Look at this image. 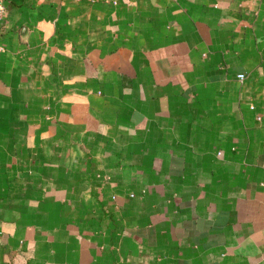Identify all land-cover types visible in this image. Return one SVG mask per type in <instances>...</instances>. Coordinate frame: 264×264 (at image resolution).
Masks as SVG:
<instances>
[{"label":"crops","instance_id":"obj_1","mask_svg":"<svg viewBox=\"0 0 264 264\" xmlns=\"http://www.w3.org/2000/svg\"><path fill=\"white\" fill-rule=\"evenodd\" d=\"M0 2V264H264V0Z\"/></svg>","mask_w":264,"mask_h":264},{"label":"built area","instance_id":"obj_2","mask_svg":"<svg viewBox=\"0 0 264 264\" xmlns=\"http://www.w3.org/2000/svg\"><path fill=\"white\" fill-rule=\"evenodd\" d=\"M4 15H5V7H4L3 3L0 2V20L4 17ZM237 76H238V78L244 77L243 73H239Z\"/></svg>","mask_w":264,"mask_h":264}]
</instances>
